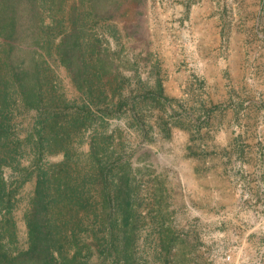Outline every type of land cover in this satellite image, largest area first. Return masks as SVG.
<instances>
[{"label": "rangeland", "instance_id": "374dc122", "mask_svg": "<svg viewBox=\"0 0 264 264\" xmlns=\"http://www.w3.org/2000/svg\"><path fill=\"white\" fill-rule=\"evenodd\" d=\"M116 14L95 25L112 66L91 64L87 82L52 66L69 140L36 162V111L16 118L4 176L17 184V245L48 170L54 217L96 250L108 204L124 198L113 170L127 163L129 217L115 215L138 264H264V0H124Z\"/></svg>", "mask_w": 264, "mask_h": 264}, {"label": "trees", "instance_id": "16d2710c", "mask_svg": "<svg viewBox=\"0 0 264 264\" xmlns=\"http://www.w3.org/2000/svg\"><path fill=\"white\" fill-rule=\"evenodd\" d=\"M123 4L124 0H0V264H138L133 228H120L115 215L119 211L124 223L129 217V208L123 205L131 197L134 176L127 163L113 170L117 191L124 198L115 209L108 204L96 250L87 238L54 217L51 184L57 175L47 176L48 170L37 174L25 212L26 246L19 247L13 213L17 184L4 176L5 167L17 160L21 138L15 128L21 108L36 111L38 126L27 135L28 139L36 135V162L46 149L69 140L66 125L54 119L64 108L55 105L62 94L52 66L58 62L85 82L91 64L112 66L109 41L95 25L97 20L114 18ZM87 105L90 102L83 110L91 116ZM94 144L96 151L103 149L100 141Z\"/></svg>", "mask_w": 264, "mask_h": 264}]
</instances>
